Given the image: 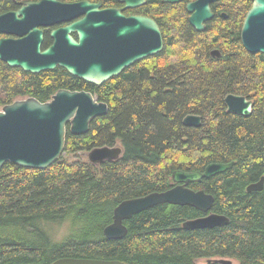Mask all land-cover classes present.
Wrapping results in <instances>:
<instances>
[{
    "label": "trees",
    "instance_id": "obj_1",
    "mask_svg": "<svg viewBox=\"0 0 264 264\" xmlns=\"http://www.w3.org/2000/svg\"><path fill=\"white\" fill-rule=\"evenodd\" d=\"M19 1L0 0V10ZM235 13L227 11L223 25L212 29L211 22L201 33L184 21L173 25L161 52L99 85L60 66L32 73L0 60V108L25 97L45 102L59 89L89 91L108 107L84 134H71L66 126L64 153L51 166L1 167L0 264H51L63 257L264 264V184L260 191L246 190L264 176V54L243 48L241 9ZM212 47L220 49L219 57L209 55ZM228 94L252 99L251 113L227 112ZM189 114L201 116L199 127L183 124ZM116 144L119 159L99 166L80 155ZM232 161L229 169L188 184L213 195L211 211L225 214L227 225L184 229V220L203 213L163 203L123 221V238L103 235L121 201L169 189L174 170L203 171L209 163ZM56 225L65 228L60 237Z\"/></svg>",
    "mask_w": 264,
    "mask_h": 264
},
{
    "label": "water",
    "instance_id": "obj_2",
    "mask_svg": "<svg viewBox=\"0 0 264 264\" xmlns=\"http://www.w3.org/2000/svg\"><path fill=\"white\" fill-rule=\"evenodd\" d=\"M128 5H137L142 0L130 4L132 0H123ZM136 1V0H135ZM173 3L179 0H166ZM214 0H199L208 4ZM193 12V3L187 5ZM80 19L75 20L76 18ZM211 14L205 5L192 13L189 21L198 30H202L201 21L209 19ZM123 19L114 9L100 10L98 4L86 0L63 3L58 0H41L26 3L17 12L0 15V33L18 35L17 39H0V60L10 67H20L24 71L39 73L64 68L68 73L86 82L101 84L118 75L126 67L147 56L158 53L162 40L157 25L142 17L129 18V26L119 27L118 36L129 33L133 36V49L118 51L111 46L109 22ZM75 20L74 22H72ZM72 22L51 32V45L42 49V31L38 26L59 22ZM77 34V38L72 36ZM241 42L249 53L264 54V0H255L248 11L242 32ZM212 55L219 56L217 50ZM227 112L241 115L251 113L252 103L242 95L228 94L224 97ZM107 104L98 101L89 91L57 90L49 100L40 102L33 97L18 98L0 108V169L6 163L29 168L45 169L57 161L64 153L66 126L71 134L87 132L90 121L107 112ZM185 126L199 127L201 116L186 115ZM122 148L99 146L80 155L94 166L105 161L119 159ZM234 162L209 163L203 171L174 170L173 186L165 191H153L143 196L121 201L112 213V221L103 228L107 239H121L127 234L123 221L132 215L153 206L167 203L190 206L203 213L202 216L182 222L184 229L213 228L227 225L229 218L225 214L211 211L213 195L202 189H191L188 184L202 178H208L229 169ZM264 176L251 183L246 190L260 191ZM219 264H233L231 259L213 260ZM51 264H124L118 260L63 257Z\"/></svg>",
    "mask_w": 264,
    "mask_h": 264
},
{
    "label": "flooded vegetation",
    "instance_id": "obj_3",
    "mask_svg": "<svg viewBox=\"0 0 264 264\" xmlns=\"http://www.w3.org/2000/svg\"><path fill=\"white\" fill-rule=\"evenodd\" d=\"M41 0H22L16 3V5L12 8L0 10V15L6 14L9 12H17L24 4L26 3H37ZM63 3H69V2H77V1H83V0H73V1H62L58 0ZM90 3L98 4L100 10L105 9H114L119 11L120 16L123 18L121 20H114V22H109L111 29L109 36L105 38L106 40H110L111 46H116L118 51H126L133 49V43L134 39L133 36H131L129 33H126L125 36H118L117 31L119 27L125 26L128 28L129 26V18L133 17H142L152 20L158 27L161 40H162V48L159 52L163 50L165 39L164 34L166 31L172 28V26H176L181 24L182 21L187 22V24L192 28L194 33H201L209 27L211 23L212 29H217L218 26L223 25L222 21L226 18L227 11L230 13L236 14L235 12L241 13L238 20L239 25V36L242 32L243 24L245 22L246 15L248 11L252 8L253 3L255 0H214L212 2H209L206 4V2H203V5L199 2V0H179L177 2H167L166 0H142L137 5H128L127 2L123 0H86ZM138 0H132L130 4H134ZM159 3H163L166 5V7H160L158 6ZM193 3V12H188L187 5ZM148 5V6H147ZM207 5L209 12L211 14V17L209 19H204L201 21V25L203 26L202 30H198L194 25H192L189 21V18L192 13H196L199 11L200 8ZM147 6L148 8H145ZM76 18L75 20L80 19ZM73 20L72 22H74ZM72 22H59L52 25H42L38 26V28L42 31L43 41L41 48L44 49L51 45L53 39L51 38V32L55 29L67 26L68 24ZM228 29V27H227ZM72 36L74 38H77L76 33H72ZM19 38L18 35L14 34H6V33H0V39H17ZM241 41V38H240ZM242 44V42H241ZM243 46V45H242ZM244 48V47H243ZM217 50L219 52V56L221 55V51L219 48L212 47L209 50V55L213 57H219L217 55H212V51ZM158 52V53H159ZM155 55V54H154ZM153 56V55H152ZM152 56H147L146 58H150ZM145 59V58H143ZM142 59V60H143ZM141 61V60H138ZM136 61V62H138ZM135 63V62H134ZM133 63V64H134ZM248 99V98H246ZM252 103L251 111L253 109V100L248 99ZM241 115V114H238ZM245 116V115H243ZM248 116V115H246ZM257 182V181H256Z\"/></svg>",
    "mask_w": 264,
    "mask_h": 264
},
{
    "label": "rangeland",
    "instance_id": "obj_4",
    "mask_svg": "<svg viewBox=\"0 0 264 264\" xmlns=\"http://www.w3.org/2000/svg\"><path fill=\"white\" fill-rule=\"evenodd\" d=\"M65 230V228L62 226V225H56L53 227V231H54V234L57 236V237H60L61 234H63V231ZM232 263L233 264H239L238 261H236L235 259H232ZM197 264H205V260L201 259L197 262Z\"/></svg>",
    "mask_w": 264,
    "mask_h": 264
},
{
    "label": "bare ground",
    "instance_id": "obj_5",
    "mask_svg": "<svg viewBox=\"0 0 264 264\" xmlns=\"http://www.w3.org/2000/svg\"><path fill=\"white\" fill-rule=\"evenodd\" d=\"M112 213H113V211H112Z\"/></svg>",
    "mask_w": 264,
    "mask_h": 264
}]
</instances>
